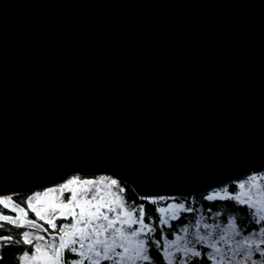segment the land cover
<instances>
[{
    "label": "water",
    "instance_id": "95a60500",
    "mask_svg": "<svg viewBox=\"0 0 264 264\" xmlns=\"http://www.w3.org/2000/svg\"><path fill=\"white\" fill-rule=\"evenodd\" d=\"M262 165L264 0H0V195L85 167L199 196Z\"/></svg>",
    "mask_w": 264,
    "mask_h": 264
},
{
    "label": "snow or ice",
    "instance_id": "6c2138e0",
    "mask_svg": "<svg viewBox=\"0 0 264 264\" xmlns=\"http://www.w3.org/2000/svg\"><path fill=\"white\" fill-rule=\"evenodd\" d=\"M86 169H68L51 186L28 195L24 206L15 203L12 196L0 195V207L14 214L0 212V222L20 230L18 239L0 236V244L18 249L17 264H150L149 248L153 244L162 249L167 264L177 259L179 264H257L254 254L264 258V165L253 167L246 178L236 181L239 190L220 197L246 206L260 225L258 231L236 239L241 232L233 224L231 236L221 230L223 234L217 239L209 230L203 235L195 232L188 240V228L184 227L183 237L167 240L161 235L162 246L152 239L156 227L145 222L144 204L127 205L122 186L125 177L119 171L90 176ZM141 198L151 204L168 199L163 195ZM185 210L192 211L183 203L157 208L159 223L167 224L168 218L177 219L178 213ZM199 226L197 222L195 227ZM204 227L209 228L207 224ZM259 264H264V259Z\"/></svg>",
    "mask_w": 264,
    "mask_h": 264
},
{
    "label": "trees",
    "instance_id": "16d2710c",
    "mask_svg": "<svg viewBox=\"0 0 264 264\" xmlns=\"http://www.w3.org/2000/svg\"><path fill=\"white\" fill-rule=\"evenodd\" d=\"M122 186L125 188L124 198L126 199L127 204H130L131 207H138L140 204H144L146 211L145 220L151 223L158 221L154 204H151L148 201L137 196L128 185L123 183ZM226 189L228 192L236 191L235 184H228ZM206 197V195H199L188 199V201H193L191 203L192 205H190L192 211H186V213L181 215L179 218L171 220V223L168 224V232H166L164 235L165 238L170 240L173 239L176 236L178 228L184 227L188 228V240L193 239V234L195 232H199L203 235L207 231L211 230L214 225L216 226V229L214 231H211L213 232V235H217L218 238L223 234L221 230H227L229 232V236L232 235L235 229L240 230L241 236L236 237V239H240L244 235H247L249 232H252L254 230H259L260 225H257L255 223V220L251 215V211L246 206L239 205L232 199L214 198L212 200H209L206 199ZM181 199L185 200V198L183 197L177 198V200ZM187 204L189 203L187 202ZM197 222H199V228L195 227ZM229 223H233L235 225V229L230 228ZM205 224L209 226L208 229H205ZM154 227H156V232L152 234V239L159 240L162 246L164 244V240L160 239L162 232L157 227V225H155ZM19 231L12 236L18 239ZM179 232L180 231H178L177 233ZM183 235H185V233H183ZM201 250L208 251V249ZM10 251L11 250L5 251V254L7 253L5 258L6 263L17 264V251H14V254ZM8 252L10 254H8ZM149 253L152 256V261L150 262V264H165L161 248L156 247V245L153 244L152 247L149 248ZM177 256H179V254H177ZM253 259H255L259 263L264 258L260 257L259 254H254ZM173 264H179V260L177 259L176 261H173Z\"/></svg>",
    "mask_w": 264,
    "mask_h": 264
},
{
    "label": "rangeland",
    "instance_id": "374dc122",
    "mask_svg": "<svg viewBox=\"0 0 264 264\" xmlns=\"http://www.w3.org/2000/svg\"><path fill=\"white\" fill-rule=\"evenodd\" d=\"M233 183L235 184L236 191L239 190L238 187H237V184H236L235 182H233ZM124 184H125V183H124ZM226 188H227V185H225V186H223V187H220V188L213 189V190L207 192V195H206V196L213 195L214 198L224 197V196H225V193L228 192ZM35 191H36V190H35ZM32 192H33V191H32ZM32 192H31V193H32ZM216 194H218V195H216ZM123 196H124V193H123ZM177 198H179V197H168V199H166L165 201L155 203V204H154L155 211H156L157 208H160V207H167L168 204H179V203H183V204L186 205V208H190V205H192L191 203H192L193 201H192V200L188 201V199H190L191 197H186V198L183 197V198H185V200H184V199L177 200ZM214 198H213V199H214ZM125 200H126V199H125ZM187 202H188L189 204H187ZM127 205H128L129 207H131L130 204H127ZM184 213H186V210H185V211H181V212H179V213H178V218H179L181 215H183ZM156 214H157V217H158V221H156V222H154V223H151V222L145 220V222H146V223H151L153 226L157 225V227L161 230L162 235L164 236L165 233L168 232V228H169V227H168V224H170V223H171V220H173V219L168 218V223H167V224H160V223H159V217H160L161 214L158 213L157 211H156ZM203 218H204V217H203ZM174 220H175V219H174ZM229 224H230V228L233 229V227H232L233 223H229ZM181 229H182V228H178L177 232H178V231H180V232H179V233L176 232V236H175L173 239H176L177 236H181V237L185 236V235H183V232L181 231ZM214 230H215V229H213L212 231H214ZM173 232H174V231H173ZM171 234H172V232H171ZM164 237H165V236H164ZM188 238H189V237H187V239H188ZM166 239H167V238H166ZM173 239H171V240H173ZM167 240H170V239H167ZM221 243L223 244V242H221ZM225 249H226V245H224V247L222 248V250L224 251ZM225 254H228V253H225ZM104 264H107V262H104ZM165 264H167L166 261H165ZM249 264H251V262H249ZM257 264H259V263L257 262Z\"/></svg>",
    "mask_w": 264,
    "mask_h": 264
},
{
    "label": "flooded vegetation",
    "instance_id": "af4514ba",
    "mask_svg": "<svg viewBox=\"0 0 264 264\" xmlns=\"http://www.w3.org/2000/svg\"><path fill=\"white\" fill-rule=\"evenodd\" d=\"M30 194H31V192H28V193H15V194H11L9 196H12L13 200L15 201V203H17V204H19L21 206H24V200ZM203 195H207V193L203 194ZM190 197H195V196H190ZM0 212H3L6 215H14L13 213H10L8 210L3 209L2 207H0ZM31 218H34V217H31ZM213 229H216L215 225L211 228V230H213ZM18 231H19V229H16V228L12 227L11 225H9L7 223L0 222V236H3V235H11L12 236V235L16 234ZM215 237L218 239L217 235H215ZM6 250L7 251L11 250L10 252L13 253V254L15 253L14 251H17L16 252V258H18V249L15 246H12V247H9V248H4L3 245L0 244V254L3 255V259L0 260V264H7L6 261H5L6 254H7V253L5 254ZM8 254H10V253L8 252Z\"/></svg>",
    "mask_w": 264,
    "mask_h": 264
}]
</instances>
